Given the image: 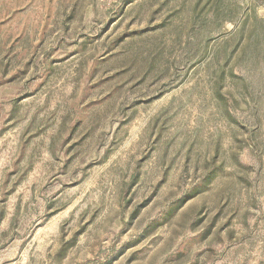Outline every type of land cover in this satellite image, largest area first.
I'll use <instances>...</instances> for the list:
<instances>
[{
	"label": "rangeland",
	"instance_id": "1",
	"mask_svg": "<svg viewBox=\"0 0 264 264\" xmlns=\"http://www.w3.org/2000/svg\"><path fill=\"white\" fill-rule=\"evenodd\" d=\"M0 264H264V0H0Z\"/></svg>",
	"mask_w": 264,
	"mask_h": 264
}]
</instances>
